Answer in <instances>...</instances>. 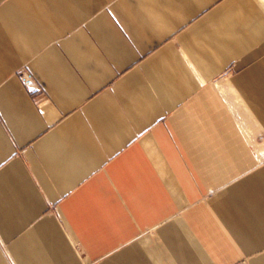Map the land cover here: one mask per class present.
I'll use <instances>...</instances> for the list:
<instances>
[{"label":"crops","instance_id":"0c3cea01","mask_svg":"<svg viewBox=\"0 0 264 264\" xmlns=\"http://www.w3.org/2000/svg\"><path fill=\"white\" fill-rule=\"evenodd\" d=\"M0 264H264L259 0H0Z\"/></svg>","mask_w":264,"mask_h":264},{"label":"bare ground","instance_id":"6f19581e","mask_svg":"<svg viewBox=\"0 0 264 264\" xmlns=\"http://www.w3.org/2000/svg\"><path fill=\"white\" fill-rule=\"evenodd\" d=\"M222 90L225 93V95L230 98L231 104L237 114V118L240 123V126L242 130L244 131L245 135L247 136L250 144L255 149V151L258 152V154L262 156V153L259 151L257 147L256 135L260 132L258 124L256 123V121L254 120V118L251 116L250 113L249 114L246 113L247 109L241 102H239L238 97L233 98L232 93H231L232 92L231 88L223 87Z\"/></svg>","mask_w":264,"mask_h":264},{"label":"built area","instance_id":"2783aa9c","mask_svg":"<svg viewBox=\"0 0 264 264\" xmlns=\"http://www.w3.org/2000/svg\"><path fill=\"white\" fill-rule=\"evenodd\" d=\"M22 77L24 79V75ZM24 81L29 86L30 92L34 93L39 90V85L36 82L34 83V80L30 76L25 77Z\"/></svg>","mask_w":264,"mask_h":264},{"label":"rangeland","instance_id":"374dc122","mask_svg":"<svg viewBox=\"0 0 264 264\" xmlns=\"http://www.w3.org/2000/svg\"><path fill=\"white\" fill-rule=\"evenodd\" d=\"M259 2L263 5V7H264V0H259ZM246 113H248L249 114V112L246 110ZM248 114H247V116H248Z\"/></svg>","mask_w":264,"mask_h":264}]
</instances>
